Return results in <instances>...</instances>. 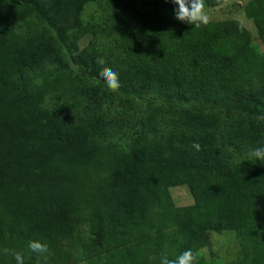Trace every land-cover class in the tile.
Segmentation results:
<instances>
[{
    "label": "trees",
    "instance_id": "1",
    "mask_svg": "<svg viewBox=\"0 0 264 264\" xmlns=\"http://www.w3.org/2000/svg\"><path fill=\"white\" fill-rule=\"evenodd\" d=\"M90 1L101 11L85 23ZM175 7L0 0V264H159L188 249L210 264L201 251L223 230L240 242L232 264H264V163L246 160L264 146V0L245 6L260 43ZM182 184L192 208L174 202Z\"/></svg>",
    "mask_w": 264,
    "mask_h": 264
},
{
    "label": "rangeland",
    "instance_id": "2",
    "mask_svg": "<svg viewBox=\"0 0 264 264\" xmlns=\"http://www.w3.org/2000/svg\"><path fill=\"white\" fill-rule=\"evenodd\" d=\"M250 1L251 0H228L222 4L207 6L204 8L210 18V22L238 21L249 29L255 41L260 43L257 33L258 31L253 18L249 17L245 11V6ZM138 7L143 10L152 9L151 6H144L141 1L138 2ZM174 9L175 8H167L166 11L174 20L179 21L175 18ZM100 11V5L94 1H90L84 8L83 19L85 23L96 19L99 16ZM87 39L88 36H86L84 42L87 41ZM170 192L177 206L192 208L194 204V197L187 185L182 184L172 186L170 187ZM210 238V247L204 248L201 251L208 259H210V264H232L238 258L240 253V242L234 231H212ZM73 254L74 256L69 259V264H88L87 260L83 259L76 253Z\"/></svg>",
    "mask_w": 264,
    "mask_h": 264
},
{
    "label": "clouds",
    "instance_id": "3",
    "mask_svg": "<svg viewBox=\"0 0 264 264\" xmlns=\"http://www.w3.org/2000/svg\"><path fill=\"white\" fill-rule=\"evenodd\" d=\"M171 2L176 6L174 9L175 18L180 22L194 25L195 28L207 25L210 22V18L204 8V0H171ZM96 63L104 65L106 62L103 58H97ZM100 76L106 82L109 90L117 91L120 88L118 73L113 71L112 68L103 67L100 71ZM256 119L264 121V115L257 116ZM192 146L197 151L201 150L199 143H194ZM246 160L253 163L256 161L264 163V146L250 150ZM28 247L38 257L48 252V246L39 240L29 241ZM4 252L6 254L7 250H4ZM14 256L16 264H24L23 256L20 253H14ZM159 264H197V254H194L190 249L183 251L175 258H169L166 253H161Z\"/></svg>",
    "mask_w": 264,
    "mask_h": 264
}]
</instances>
